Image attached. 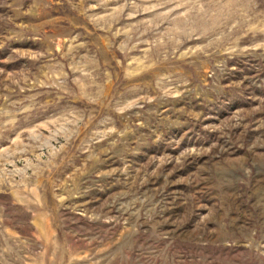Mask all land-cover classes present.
I'll use <instances>...</instances> for the list:
<instances>
[{"label": "rangeland", "instance_id": "1", "mask_svg": "<svg viewBox=\"0 0 264 264\" xmlns=\"http://www.w3.org/2000/svg\"><path fill=\"white\" fill-rule=\"evenodd\" d=\"M0 264H264V0H0Z\"/></svg>", "mask_w": 264, "mask_h": 264}]
</instances>
